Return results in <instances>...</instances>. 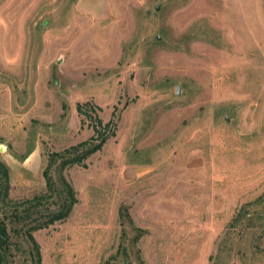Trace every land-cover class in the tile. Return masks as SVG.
<instances>
[{"label": "rangeland", "instance_id": "rangeland-1", "mask_svg": "<svg viewBox=\"0 0 264 264\" xmlns=\"http://www.w3.org/2000/svg\"><path fill=\"white\" fill-rule=\"evenodd\" d=\"M0 163L3 264H264V0H0Z\"/></svg>", "mask_w": 264, "mask_h": 264}, {"label": "trees", "instance_id": "trees-1", "mask_svg": "<svg viewBox=\"0 0 264 264\" xmlns=\"http://www.w3.org/2000/svg\"><path fill=\"white\" fill-rule=\"evenodd\" d=\"M90 108V109H88ZM98 107L92 105L91 103H86L84 105H78L77 111L79 115H89L92 112H97ZM95 124L93 125L95 130V135L88 141L81 142L80 144L73 146L69 149H67L63 155L54 154L51 158L52 161L48 165V167L44 171V177L47 180V187L49 189V192L52 194L54 191V183L53 179L50 175V168L58 157L67 158L66 164H83V162L88 159L90 156L98 152L102 149V147L105 145V143L108 141V139L113 136L115 133L113 131L115 121L114 119H111L108 123L104 124L101 118L98 116L94 119ZM0 172L4 175V179L6 182H8L9 178V172L7 167L0 163ZM64 185L68 189V198L63 201V203L59 206V210L51 214L49 216V219L43 223H35L31 225L26 231L25 234L32 244V264H42V254L40 247L33 235V232L36 230L44 229L49 227L50 225L54 224L57 221H63L65 220L74 204L76 203V199L74 197V193L72 188L65 182ZM8 190L3 189L2 194L7 195ZM47 196L37 197L36 201L38 203L41 202V199L46 198ZM35 200V199H34ZM30 205H33V200L29 202ZM10 246H11V237L8 225L5 221H0V263H5L7 260V257L10 256Z\"/></svg>", "mask_w": 264, "mask_h": 264}, {"label": "water", "instance_id": "water-1", "mask_svg": "<svg viewBox=\"0 0 264 264\" xmlns=\"http://www.w3.org/2000/svg\"><path fill=\"white\" fill-rule=\"evenodd\" d=\"M126 264H130L129 262H127Z\"/></svg>", "mask_w": 264, "mask_h": 264}, {"label": "bare ground", "instance_id": "bare-ground-1", "mask_svg": "<svg viewBox=\"0 0 264 264\" xmlns=\"http://www.w3.org/2000/svg\"><path fill=\"white\" fill-rule=\"evenodd\" d=\"M2 148V147H1Z\"/></svg>", "mask_w": 264, "mask_h": 264}]
</instances>
